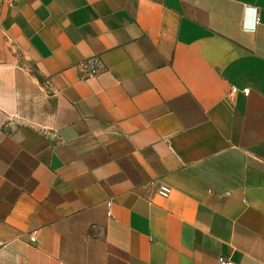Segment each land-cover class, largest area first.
<instances>
[{
	"label": "crops",
	"instance_id": "0c3cea01",
	"mask_svg": "<svg viewBox=\"0 0 264 264\" xmlns=\"http://www.w3.org/2000/svg\"><path fill=\"white\" fill-rule=\"evenodd\" d=\"M220 254L264 264V0H0V264Z\"/></svg>",
	"mask_w": 264,
	"mask_h": 264
},
{
	"label": "built area",
	"instance_id": "2783aa9c",
	"mask_svg": "<svg viewBox=\"0 0 264 264\" xmlns=\"http://www.w3.org/2000/svg\"><path fill=\"white\" fill-rule=\"evenodd\" d=\"M238 90V87L235 86V85H232L231 86V91L232 92H235ZM249 90V88L247 86L243 87L242 88V91L244 93H247ZM169 191V187L168 186H165V185H161L160 188H159V192L162 194V195H166ZM107 204H109V202H107ZM29 238L31 241H34L35 240V236H34V232H32L30 235H29ZM216 264H237L234 260H232L230 257L228 256H225L223 254H220L218 255L217 257V261H216Z\"/></svg>",
	"mask_w": 264,
	"mask_h": 264
}]
</instances>
